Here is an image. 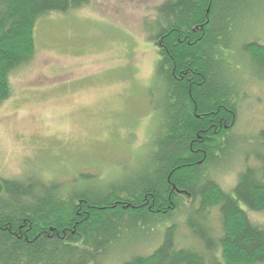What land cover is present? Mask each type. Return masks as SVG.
<instances>
[{
	"label": "rangeland",
	"instance_id": "374dc122",
	"mask_svg": "<svg viewBox=\"0 0 264 264\" xmlns=\"http://www.w3.org/2000/svg\"><path fill=\"white\" fill-rule=\"evenodd\" d=\"M164 1L86 0L37 17L32 57L8 73L9 94L0 101V177L46 188L56 183L60 194L93 189L104 195L111 187L130 188L150 171L165 116L150 36L163 24ZM212 19L223 84L235 92L237 114L232 129L217 135L224 149L211 162L219 167L207 172L231 193L247 167L264 164V72L244 49L254 40L264 44V0H223ZM181 199L182 213L127 227L98 261L120 264L151 253L171 224L178 227L177 247L200 248L185 225L193 218L185 212L190 199ZM240 208L264 229V209ZM206 224L212 235L220 232L216 208Z\"/></svg>",
	"mask_w": 264,
	"mask_h": 264
},
{
	"label": "trees",
	"instance_id": "16d2710c",
	"mask_svg": "<svg viewBox=\"0 0 264 264\" xmlns=\"http://www.w3.org/2000/svg\"><path fill=\"white\" fill-rule=\"evenodd\" d=\"M85 1L0 0V101L9 94L8 73L32 57L37 17ZM222 1L162 3L163 24L150 38L158 57L155 75L165 86V116L151 169L142 179L99 195L93 189L60 194L56 183L46 188L32 180L0 177V264H104L98 257L108 241L138 221L182 213V195L190 199L185 212L193 216L185 225L201 247H177L178 227L171 224L151 253L120 264H264V229L240 208L242 203L264 209V164L247 167L231 193L207 172L219 167L211 162L224 149L217 135L232 129L237 114L235 92L223 84L228 82L216 50L219 35L212 27ZM244 49L264 72V44L254 40ZM211 208L217 209L220 223L215 235L206 224Z\"/></svg>",
	"mask_w": 264,
	"mask_h": 264
},
{
	"label": "water",
	"instance_id": "95a60500",
	"mask_svg": "<svg viewBox=\"0 0 264 264\" xmlns=\"http://www.w3.org/2000/svg\"><path fill=\"white\" fill-rule=\"evenodd\" d=\"M207 12H208V9L206 10ZM208 20H206V22H207ZM173 188H175V186H173Z\"/></svg>",
	"mask_w": 264,
	"mask_h": 264
}]
</instances>
